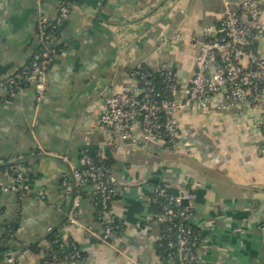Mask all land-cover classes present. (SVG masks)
<instances>
[{"label":"crops","instance_id":"crops-1","mask_svg":"<svg viewBox=\"0 0 264 264\" xmlns=\"http://www.w3.org/2000/svg\"><path fill=\"white\" fill-rule=\"evenodd\" d=\"M62 2L0 0V81L31 61L40 19L53 22ZM223 9V0L75 2L58 30L62 51L51 62L42 102L35 86L0 102V168L16 163L25 175L0 176V248L9 245L13 254L0 253V264H45L55 232L84 254L71 264H169L150 202L155 185L177 196L191 193L199 264H264V157L256 130L264 116L249 108H186L178 119L191 146L180 155L164 154L141 130L120 142L98 124L106 99L139 65L174 66L187 83L196 44ZM178 30L184 37L161 44ZM85 152L113 162L111 211L121 227L108 243L101 240L94 188L68 196L63 187L67 175L74 189L71 172ZM23 184L30 185L25 194L13 190ZM72 197L80 225L66 221Z\"/></svg>","mask_w":264,"mask_h":264},{"label":"built area","instance_id":"built-area-1","mask_svg":"<svg viewBox=\"0 0 264 264\" xmlns=\"http://www.w3.org/2000/svg\"><path fill=\"white\" fill-rule=\"evenodd\" d=\"M76 1L63 0L53 22L46 17L40 19L38 48L20 73L0 81V102L29 86H35L36 101L42 102L47 90V74L56 55V32ZM223 1L221 19L205 27L203 39L196 44L190 80L184 83L174 66L165 65L157 71L142 65L135 67L122 90L106 99L98 119L101 128L120 142L128 140L132 131L141 130L146 141L162 145L164 154L180 155L191 146L182 135L178 119V114L186 108L197 105L207 111L237 112L249 108L264 116V0ZM182 37L184 34L178 30L169 38H163L161 44ZM256 128L258 151L264 157V123L257 122ZM12 174L19 180L25 178L22 170L14 167L0 176ZM71 177L74 189L68 176L63 178L68 196L87 187L94 188L97 219L103 226L101 240L108 243L121 227L111 211L117 193L113 170L98 165L89 152H85L81 155V166L72 170ZM13 190L25 194L30 185L13 186ZM190 194L188 192L189 206L186 207L181 195L171 194L162 185H155L151 192L153 218L160 226V239L166 242L169 264H199L196 246L200 238L192 224L195 206L190 204ZM67 222L80 225L76 199L67 214ZM64 246L62 244L61 248ZM81 261V250L73 245L71 255L59 261L57 255L52 254L48 264Z\"/></svg>","mask_w":264,"mask_h":264},{"label":"trees","instance_id":"trees-1","mask_svg":"<svg viewBox=\"0 0 264 264\" xmlns=\"http://www.w3.org/2000/svg\"><path fill=\"white\" fill-rule=\"evenodd\" d=\"M64 1L67 2V1H70V0H64ZM51 29H52V27H50L48 29V31H50ZM57 36H58V31L56 32V39H57ZM54 50H55L56 54H58V53H60L62 51V48H61V46L58 45L57 40H56V42L54 44ZM89 154L95 159V161L97 162L98 165H103V166H105L107 168L112 169L113 162L105 161V160L97 157L96 154L93 153V152H89ZM11 167L19 168V166L16 163L12 164V165L4 166V167L0 168V174H3L6 170H9ZM76 193H77V191L74 192L73 196H75ZM66 221H67V214H66ZM10 232L11 231L9 230L8 233L10 234ZM9 234H7L6 236L8 237ZM48 241H49V248L46 250L45 264H48L51 261L52 254L57 255L59 261H62L64 257L69 256V255H71L73 253V245H77L75 242H69L68 244H66L56 232L55 233H51L48 236ZM162 243H163V252H165V251L167 252V250H166V242L162 241ZM62 244L65 245L64 248H61ZM0 253H2V248H0ZM84 257H85L84 254L81 252V260H83ZM166 257H167V255H166Z\"/></svg>","mask_w":264,"mask_h":264},{"label":"water","instance_id":"water-1","mask_svg":"<svg viewBox=\"0 0 264 264\" xmlns=\"http://www.w3.org/2000/svg\"><path fill=\"white\" fill-rule=\"evenodd\" d=\"M187 195H188V192H183L181 194V197H182V202H183V205L184 206H189V201L187 200ZM72 199H74V197H72ZM33 245V244H32ZM32 247V246H31ZM2 254L7 256V258H11L12 257V252H10V248H9V245H6L2 248Z\"/></svg>","mask_w":264,"mask_h":264}]
</instances>
